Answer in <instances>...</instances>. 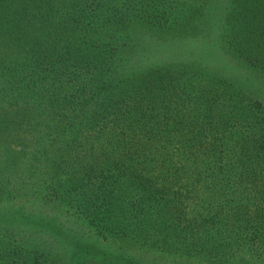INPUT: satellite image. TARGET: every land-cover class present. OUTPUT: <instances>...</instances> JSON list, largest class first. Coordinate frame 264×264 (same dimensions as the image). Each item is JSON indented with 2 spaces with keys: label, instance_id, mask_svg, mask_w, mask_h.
<instances>
[{
  "label": "trees",
  "instance_id": "trees-1",
  "mask_svg": "<svg viewBox=\"0 0 264 264\" xmlns=\"http://www.w3.org/2000/svg\"><path fill=\"white\" fill-rule=\"evenodd\" d=\"M256 81L264 0H0V264L264 260Z\"/></svg>",
  "mask_w": 264,
  "mask_h": 264
},
{
  "label": "rangeland",
  "instance_id": "rangeland-1",
  "mask_svg": "<svg viewBox=\"0 0 264 264\" xmlns=\"http://www.w3.org/2000/svg\"><path fill=\"white\" fill-rule=\"evenodd\" d=\"M256 89L255 94L264 99V82L256 81ZM264 168V166H263ZM259 179L262 183H264V173H260ZM248 185V187H244L245 192L248 193L250 191L249 197L247 194H244L246 197V202L249 203H257L261 206H264L263 200L260 198L261 195L257 194V197L251 198L253 194V190H255L254 186ZM259 188L257 187L256 191ZM66 226H71L69 223L64 222V228ZM52 226H55L52 225ZM112 245V244H111ZM111 247V246H110ZM109 252L118 255L120 259L123 256L128 258L126 264H130V259L134 262L133 264H264V260L257 258V254L254 255V251L251 250L248 252L242 251L241 249L234 248L228 253V257L224 260H221V257L215 256V260H208L202 257L189 256L177 252L164 253L161 252L159 248H144L139 246L138 244H134L129 240L117 239L114 241L113 247L108 249ZM253 252V253H252ZM51 256L48 258L52 260V264H64L65 257H69L70 253L56 250L50 254ZM261 255V253L259 254ZM91 264H97L95 260Z\"/></svg>",
  "mask_w": 264,
  "mask_h": 264
}]
</instances>
